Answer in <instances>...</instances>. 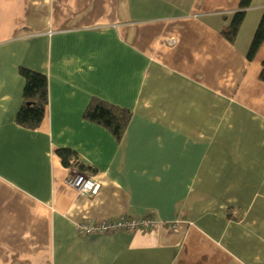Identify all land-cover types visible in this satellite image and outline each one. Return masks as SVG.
<instances>
[{"label":"crops","instance_id":"0c3cea01","mask_svg":"<svg viewBox=\"0 0 264 264\" xmlns=\"http://www.w3.org/2000/svg\"><path fill=\"white\" fill-rule=\"evenodd\" d=\"M239 4L0 0V264H264V41L247 55L264 0L229 41ZM21 68L47 78L35 130L15 122ZM92 100L129 112L119 140L84 118ZM122 215L155 225L75 231Z\"/></svg>","mask_w":264,"mask_h":264},{"label":"trees","instance_id":"16d2710c","mask_svg":"<svg viewBox=\"0 0 264 264\" xmlns=\"http://www.w3.org/2000/svg\"><path fill=\"white\" fill-rule=\"evenodd\" d=\"M251 0H240L239 10L232 15L229 25L223 35L229 41H233L240 25L245 17L246 9ZM264 41V11L256 27L253 39L248 50V59L251 60L257 49ZM24 78V88L22 92V105L15 116L18 126L25 129L35 130L40 125L47 105V78L40 72H35L26 68L19 70ZM264 82V62L259 75ZM84 118L92 123L100 125L108 130L116 140L123 135L130 114L127 110L118 108L103 101L92 100L86 109ZM57 156L64 167H72L75 164L76 154L69 149H58ZM75 167V168H74Z\"/></svg>","mask_w":264,"mask_h":264},{"label":"built area","instance_id":"2783aa9c","mask_svg":"<svg viewBox=\"0 0 264 264\" xmlns=\"http://www.w3.org/2000/svg\"><path fill=\"white\" fill-rule=\"evenodd\" d=\"M64 184L81 196L95 195L99 190V183L93 178L76 171H71L64 179ZM155 225L152 218L142 219L130 218L125 215L115 216L95 223L87 221L76 222L75 231L77 235H102L112 233L131 234L139 229H146Z\"/></svg>","mask_w":264,"mask_h":264}]
</instances>
